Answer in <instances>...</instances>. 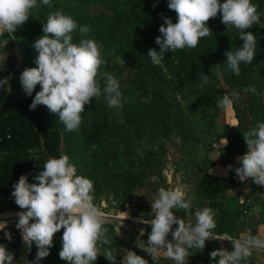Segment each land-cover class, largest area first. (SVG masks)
Masks as SVG:
<instances>
[{
    "label": "rangeland",
    "instance_id": "obj_1",
    "mask_svg": "<svg viewBox=\"0 0 264 264\" xmlns=\"http://www.w3.org/2000/svg\"><path fill=\"white\" fill-rule=\"evenodd\" d=\"M124 1L126 0H53L50 10H33L28 21L18 26L14 33L7 32L9 38L1 43L0 80L8 79L9 83L0 87L11 91L14 84L11 73L20 67L22 58H27L33 68L37 67L35 59L38 53L32 45L44 35L42 24L46 23L50 13L60 10L78 25L91 29L87 38L94 39L100 45L102 58L108 63L110 74L119 81L122 108H109L103 96L98 101L92 98V102L85 105V111L81 113L82 123L79 129L68 132L66 137L60 130V126L65 125L58 120V156L52 157L44 153L43 165L50 158L66 154L75 165L76 174L93 181V203L104 214V226L108 228L107 236L111 240V245L101 247L94 264H110L104 257L105 249L109 247L120 250L117 264L123 259V250L134 251L147 260L148 264H170L171 259L163 253L154 261L147 252L137 247L142 241L148 240L151 225L137 223L134 220L139 218L133 216L142 207L147 216L152 215L151 203L161 188L180 191L185 200L192 201V207L196 205L199 189L195 185L210 168L203 156L212 143L218 142L217 126L223 119L217 101L223 97L224 91L246 94L244 89L255 85V80H258L256 72H264V54L257 66H245L242 63L239 76L234 75L231 70L227 72L221 68L222 76L218 79L214 66H224L227 62L225 53L234 51L243 44L239 40L238 30L234 27L227 30V26L221 22L222 13H218L210 25L206 24L212 33L201 38L197 47L179 50L170 63L163 56L161 66H154L147 55L149 49L160 51L155 40L161 35L159 27L164 19L157 15L145 32L136 30L138 36L134 35L136 32L127 33L123 30L119 37L120 30H116L117 34L112 37L113 31L124 19L131 20L125 12H121L110 27L101 31V39L94 37L98 26L111 15L109 6L113 3L122 4ZM168 2L169 0H155V9L159 11L161 6L166 7L167 17L170 16L173 23H176L177 14L168 8ZM251 2L258 6L260 22L245 32L256 36L257 45L264 44L262 1ZM81 3L84 5H80ZM72 35L73 43L78 44L82 38L78 29ZM144 38L146 41H142ZM123 47L130 57L138 59L145 66L147 72L144 80L147 81L148 96H141L138 92L125 88L124 84L133 75L121 59L123 54L119 49ZM3 67L9 72L5 73ZM203 74L209 76L210 82L201 89L199 84ZM98 80L103 89L104 79L98 77ZM35 89L39 92L40 85ZM25 96L29 97L26 93ZM45 112L48 116L54 114ZM230 122L233 123L231 120ZM70 133L76 134V138L70 136ZM77 135H93L94 138L87 140ZM38 147L29 151V154L41 152L40 146ZM2 156L0 153V158ZM156 178L161 181L158 186L152 184ZM208 184L212 186L211 182ZM10 209L12 212H5ZM1 211L18 213L26 212L27 209H20L13 198ZM180 212L186 223L195 225V214L189 215L183 210ZM224 218L225 212L219 209L214 216L216 225L223 223ZM5 221L0 220V223ZM17 223L18 221L7 222V227L0 230V244L7 249L14 243L23 241L16 228ZM177 226L173 225L172 228ZM63 231L61 229L54 234L50 255L43 258L40 264H68V261L59 257ZM5 232L12 234L11 241L5 237ZM37 251L36 247L34 255L23 264H35Z\"/></svg>",
    "mask_w": 264,
    "mask_h": 264
},
{
    "label": "clouds",
    "instance_id": "obj_2",
    "mask_svg": "<svg viewBox=\"0 0 264 264\" xmlns=\"http://www.w3.org/2000/svg\"><path fill=\"white\" fill-rule=\"evenodd\" d=\"M42 4L51 8L52 0H42ZM38 7L37 0H0V35L4 32L14 33ZM168 8L176 12L177 22L163 18L164 23L159 27L161 35L155 40L160 51L149 49L147 55L154 66H161L166 52L197 47L201 38L212 33L206 23L216 18L218 13H222L221 22L227 26V30L232 27L237 29L239 40L243 41L242 46L225 53L226 65L231 72L239 76L241 64L247 66L255 58L256 36L245 32L260 22L258 6L251 0H223V3L221 0H169ZM42 25L44 35L32 45L38 53L35 59L37 67L25 69L20 77L23 91L28 96H32L38 84L41 87L29 110H35L38 105L46 106L50 113L58 115L68 132L79 129L81 113L92 98L98 101L103 96L109 108L120 110L122 93L119 81L112 74L101 71V66L106 62L102 58L100 45L94 39L87 38L91 29L78 25L60 10L50 13ZM77 29L82 37L78 44L73 43L72 35ZM214 68L217 78H221V67L215 65ZM98 77L105 81L103 89ZM209 82V76L203 74L199 87L203 89ZM8 83V79L0 80V85ZM244 92L260 95L255 85L245 88ZM238 99V93L225 94L217 101V107L226 110ZM243 138L247 153L237 157L241 166L235 168V173L241 182L251 178L257 186H264V123H258ZM223 143L226 146L228 141L223 139ZM228 169L232 170V165ZM35 179L38 183L29 184L27 176H20L11 193L16 205L20 209H27L26 212L16 213L19 218L16 228L29 249L35 242L38 249L35 264H40L43 258L50 255L54 234L61 229L64 231L60 259L68 261V264H94L101 247L111 245V240L107 236L108 228L104 226V214L93 203V181L78 176L75 165L66 154L48 159ZM151 208L154 218L145 220L140 217L138 221L150 224L151 232L148 240L137 247L147 252L154 261L163 253L175 264H186L189 249L202 250L209 239L225 240L215 236L212 231L216 228V222L211 208L195 211V225L186 223L176 215L173 210L192 213V201L185 200L180 191L161 188ZM173 225H178L174 232ZM6 227V223H0V230ZM170 232L173 237L171 241L168 239ZM5 237L9 241L13 238L10 232H5ZM229 241L233 246L231 251L221 248L210 253V259L216 264H240L251 256L253 249H264V239L260 236L249 235ZM123 251L125 254L120 264H148L134 251ZM119 254L120 250L109 247L105 249L104 257L110 264H117ZM0 264H14V253L2 244Z\"/></svg>",
    "mask_w": 264,
    "mask_h": 264
},
{
    "label": "trees",
    "instance_id": "obj_3",
    "mask_svg": "<svg viewBox=\"0 0 264 264\" xmlns=\"http://www.w3.org/2000/svg\"><path fill=\"white\" fill-rule=\"evenodd\" d=\"M155 0H126L122 4L113 3L109 6L111 15L105 18L102 23L98 26L96 32L94 33V37L97 39H101V31L104 28L110 27L111 24L114 23V19L120 15L121 12H125L128 17H131V20L124 19L122 23L115 28L113 31V36L117 34L116 30H120L118 32L119 37H121V33L123 30H126L127 33L136 32V30H145L148 26L152 25V21L156 18V15L159 18L167 17V8L161 6L159 11H156L154 5ZM262 1V14L264 16V0ZM39 7L38 11H48L53 7L49 8L42 4V0L37 2ZM103 5V3H101ZM80 5H84L81 3ZM40 16V15H39ZM169 18H171L169 16ZM78 21V20H77ZM212 23V19H210L206 24L210 25ZM134 35L138 36L136 32ZM9 38L7 32H4L3 35H0V47L1 43ZM142 41H146V39H142ZM117 53L118 50L114 49ZM122 52V61L130 68L132 72V79L129 78L128 81L124 84L125 88H128L132 91L138 92L141 96H148L149 89L147 85V81L144 80L146 75L145 66L138 60L130 57L125 51L124 47L119 49ZM179 53V50L175 52H166L164 53V58L167 62H171L173 58H175ZM264 54V44H258L255 49V58L251 62V66H257L258 62L262 58ZM221 68L225 69L227 72L230 69L226 65ZM20 67L13 70L11 73V77L14 79V84L11 86V91H5L0 87V153L3 156L0 158V197H4L8 200V204L11 203L12 197L11 193L14 191L13 185L16 184L20 178V176L24 175L28 177V183L34 184L37 183L35 177L39 175V173L43 170V159L44 153L48 154L52 157H57V147L59 145V134L60 130L63 136H67L68 131L65 130V126H60V130L57 128L56 124L59 120L58 115L55 113L51 116H48L45 111H49L46 106L38 105L36 110L30 111L29 107L32 104V101L37 93L36 89L33 91L32 96L26 97L22 88L20 77L25 69L33 68V66L29 63L27 58H22L20 61ZM171 66V64H169ZM3 71H6L3 67ZM102 72H109L108 63H105L101 67ZM258 73V74H257ZM255 87L256 89L260 86H264V72L259 71L256 72ZM255 77V76H254ZM230 80V79H229ZM260 81V83L258 82ZM254 85V84H253ZM249 93L241 95L239 94V99L234 102L231 106L234 116L238 121L237 128L242 124L243 118L246 115V112L243 110L242 106L246 103L249 98ZM229 94L230 91H224L223 95ZM246 98V100H245ZM247 110V109H245ZM38 113L37 116L34 114ZM46 121V124L44 123ZM70 136L76 138V134L70 133ZM79 138H86L87 140L93 139V135H77ZM235 139V138H234ZM41 142V143H40ZM40 143V144H39ZM233 143L227 144L226 150L231 147ZM41 148V152L35 151L33 154H29L33 148ZM209 162V161H208ZM210 166V163H208ZM161 182L158 178L154 179V185H160ZM209 182H211L212 186H209ZM222 183H224L222 185ZM231 177L227 176L223 180H216L214 178L207 177L205 174L202 175L201 181L196 183V188L199 190V195L196 198V205L192 207V214H195L197 209H200L201 200L205 197H211L218 195L219 197L227 190L232 188ZM221 186V187H219ZM176 215L182 218V214L180 211L173 210ZM14 213V212H13ZM216 213V212H215ZM143 217L145 220H151L154 218L153 215L147 216L145 211L142 208L138 209V212L135 213L133 218ZM226 219V218H224ZM133 221V220H131ZM137 223L139 220H134ZM33 221H30L32 223ZM145 225L144 223H140ZM223 223H218L216 226L214 233L222 230ZM168 239L171 241L173 237L170 235ZM35 242H32V246L29 249L26 243L20 241L18 243H14L7 250L9 252L14 253V264H23L26 260L32 257L35 253L36 249ZM205 248H208L210 251L216 250V244L211 241H206Z\"/></svg>",
    "mask_w": 264,
    "mask_h": 264
},
{
    "label": "crops",
    "instance_id": "obj_4",
    "mask_svg": "<svg viewBox=\"0 0 264 264\" xmlns=\"http://www.w3.org/2000/svg\"><path fill=\"white\" fill-rule=\"evenodd\" d=\"M257 91L260 93L259 96L249 93L246 103L241 105L246 115L239 128H237L238 121L232 108L222 110L223 119L217 126L218 142L212 143L211 148L207 149L203 156L210 163L206 175L220 181L230 176L233 183L232 188L227 189L221 197L218 195L205 196L199 206L200 209L209 207L214 213L219 209L225 212L226 219L220 227L222 230L213 232L215 236L225 240H208L216 244V250L223 248L231 251L233 246L229 239L232 238L243 239L251 235L264 239V186H257L251 178L241 182L235 173V168L241 166L237 157L247 153V144L243 135L256 127L258 123H264V86L258 87ZM223 139L228 141L227 144L233 143L227 150ZM229 165H232V170L228 169ZM7 203L6 198L0 197V219H5V223L18 221L16 213H5L12 212L11 209L1 211ZM176 228H172V231L174 232ZM18 231L21 234L20 230ZM170 235L172 236L171 232ZM188 252L189 257L186 264H216V261L210 259L212 251L208 248L204 247L202 250L193 248ZM170 264H175V262L171 260ZM240 264H264V251L253 249L251 256L246 261H241Z\"/></svg>",
    "mask_w": 264,
    "mask_h": 264
},
{
    "label": "water",
    "instance_id": "obj_5",
    "mask_svg": "<svg viewBox=\"0 0 264 264\" xmlns=\"http://www.w3.org/2000/svg\"><path fill=\"white\" fill-rule=\"evenodd\" d=\"M245 155V154H244ZM244 155H241V157H243ZM0 220H5V219H0Z\"/></svg>",
    "mask_w": 264,
    "mask_h": 264
},
{
    "label": "built area",
    "instance_id": "obj_6",
    "mask_svg": "<svg viewBox=\"0 0 264 264\" xmlns=\"http://www.w3.org/2000/svg\"><path fill=\"white\" fill-rule=\"evenodd\" d=\"M264 251V249H262Z\"/></svg>",
    "mask_w": 264,
    "mask_h": 264
}]
</instances>
